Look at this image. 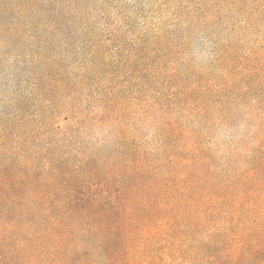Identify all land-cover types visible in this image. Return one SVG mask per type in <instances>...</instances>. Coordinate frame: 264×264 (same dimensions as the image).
<instances>
[{
	"label": "trees",
	"instance_id": "1",
	"mask_svg": "<svg viewBox=\"0 0 264 264\" xmlns=\"http://www.w3.org/2000/svg\"><path fill=\"white\" fill-rule=\"evenodd\" d=\"M9 12L50 68L36 69L47 104L30 112L18 97L0 118V264H264L263 65L184 125L172 118L181 107H141L96 41L91 61L52 68L50 39L72 17L64 0H0V19ZM77 89L94 103H74ZM223 101L245 104L246 138L214 141L208 119L228 125ZM156 114L144 138L139 121Z\"/></svg>",
	"mask_w": 264,
	"mask_h": 264
},
{
	"label": "rangeland",
	"instance_id": "2",
	"mask_svg": "<svg viewBox=\"0 0 264 264\" xmlns=\"http://www.w3.org/2000/svg\"><path fill=\"white\" fill-rule=\"evenodd\" d=\"M64 5L72 17L65 34L50 39L45 54L56 61L52 68L61 72L81 60L91 61V43L96 41L100 55L116 62L119 83L136 84L141 107H181L185 115L177 110L172 118L184 125L204 119L196 115L201 106L207 107L204 102L211 113L226 88L242 94L254 83L250 78H259L254 72L264 66V0H64ZM13 19L11 12L0 19V118L12 110L18 97H31L30 112L48 102L38 95L36 69L41 65L42 71L48 70L50 65L40 64L43 50L28 26L7 25ZM70 30L73 36L66 37ZM197 47L206 48L209 56L196 60ZM74 96L76 104H92L96 99L78 89ZM59 98L67 99L64 89ZM238 103L220 104L230 112L227 126L212 114L209 117L215 142L247 137L246 107ZM160 119L156 114L150 123L139 121L144 138L153 136ZM56 121L64 122V116Z\"/></svg>",
	"mask_w": 264,
	"mask_h": 264
},
{
	"label": "clouds",
	"instance_id": "3",
	"mask_svg": "<svg viewBox=\"0 0 264 264\" xmlns=\"http://www.w3.org/2000/svg\"><path fill=\"white\" fill-rule=\"evenodd\" d=\"M193 56L196 60L199 61L206 59L209 56V53L206 48L197 47L193 49Z\"/></svg>",
	"mask_w": 264,
	"mask_h": 264
}]
</instances>
